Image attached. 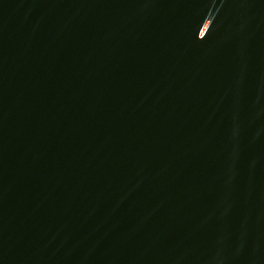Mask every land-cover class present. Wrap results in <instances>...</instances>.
<instances>
[{
    "label": "water",
    "instance_id": "obj_1",
    "mask_svg": "<svg viewBox=\"0 0 264 264\" xmlns=\"http://www.w3.org/2000/svg\"><path fill=\"white\" fill-rule=\"evenodd\" d=\"M0 264H264V0H0Z\"/></svg>",
    "mask_w": 264,
    "mask_h": 264
}]
</instances>
